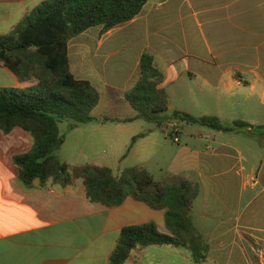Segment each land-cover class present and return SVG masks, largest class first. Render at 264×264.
<instances>
[{
  "label": "crops",
  "instance_id": "crops-1",
  "mask_svg": "<svg viewBox=\"0 0 264 264\" xmlns=\"http://www.w3.org/2000/svg\"><path fill=\"white\" fill-rule=\"evenodd\" d=\"M44 1L0 0V36ZM68 50L74 76L101 99L94 122L74 129L60 123V161L109 168L116 177L138 167L156 181L198 184L192 217L208 246L202 264H264V0H151L132 21L104 35L92 28ZM145 52L164 74L168 113L246 125L226 133L178 121L161 128L101 121L135 118L125 94L139 80ZM37 84L0 63V89ZM33 144L21 128L0 129V264H109L124 227L155 222L170 234L166 210L132 197L116 208L93 203L81 179L66 187L53 179L25 185L14 159ZM126 264L196 263L186 249L151 246Z\"/></svg>",
  "mask_w": 264,
  "mask_h": 264
},
{
  "label": "trees",
  "instance_id": "trees-1",
  "mask_svg": "<svg viewBox=\"0 0 264 264\" xmlns=\"http://www.w3.org/2000/svg\"><path fill=\"white\" fill-rule=\"evenodd\" d=\"M151 0H46L35 8L12 32L0 36V63L9 68L21 82L36 80L37 85L25 89H0V129L9 134L15 128L29 132L34 140L30 153L16 156L15 166L20 180L32 185L53 179L69 186L83 180L88 199L109 208L121 206L132 197L155 210H166L170 234L162 233L155 222L124 227L109 264H126L134 251L151 246L186 249L196 264L207 260L208 246L194 226L192 210L199 195V185L180 177L156 181L138 167L116 177L112 170L93 165L70 166L60 161L58 151L64 142L59 125L72 123L77 128L95 121L92 112L101 95L88 81L78 80L71 70L69 43L92 28H101V35L132 21ZM164 74L155 57L145 52L141 58L139 80L125 94L136 112L133 119L109 117L103 122L144 120L157 128L169 121L199 124L222 132L236 126L218 117H193L169 111L168 93L160 86ZM144 134L132 141L131 147Z\"/></svg>",
  "mask_w": 264,
  "mask_h": 264
},
{
  "label": "built area",
  "instance_id": "built-area-1",
  "mask_svg": "<svg viewBox=\"0 0 264 264\" xmlns=\"http://www.w3.org/2000/svg\"><path fill=\"white\" fill-rule=\"evenodd\" d=\"M174 141L179 142V137L177 136V134H174Z\"/></svg>",
  "mask_w": 264,
  "mask_h": 264
},
{
  "label": "rangeland",
  "instance_id": "rangeland-1",
  "mask_svg": "<svg viewBox=\"0 0 264 264\" xmlns=\"http://www.w3.org/2000/svg\"><path fill=\"white\" fill-rule=\"evenodd\" d=\"M196 116L200 115V113L198 112H194ZM173 114V112H169L168 115L171 116Z\"/></svg>",
  "mask_w": 264,
  "mask_h": 264
}]
</instances>
